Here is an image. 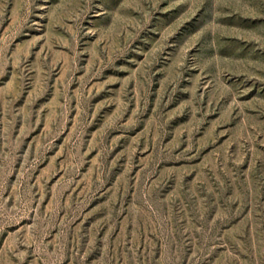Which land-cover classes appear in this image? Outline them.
<instances>
[{
	"label": "rangeland",
	"instance_id": "1",
	"mask_svg": "<svg viewBox=\"0 0 264 264\" xmlns=\"http://www.w3.org/2000/svg\"><path fill=\"white\" fill-rule=\"evenodd\" d=\"M0 264H264V0H0Z\"/></svg>",
	"mask_w": 264,
	"mask_h": 264
}]
</instances>
